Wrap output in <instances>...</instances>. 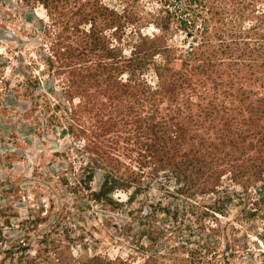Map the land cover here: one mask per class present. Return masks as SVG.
I'll use <instances>...</instances> for the list:
<instances>
[{
    "label": "rangeland",
    "instance_id": "1",
    "mask_svg": "<svg viewBox=\"0 0 264 264\" xmlns=\"http://www.w3.org/2000/svg\"><path fill=\"white\" fill-rule=\"evenodd\" d=\"M0 264H264V0H0Z\"/></svg>",
    "mask_w": 264,
    "mask_h": 264
}]
</instances>
